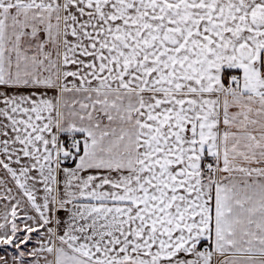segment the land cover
Segmentation results:
<instances>
[{
    "label": "snow or ice",
    "instance_id": "snow-or-ice-1",
    "mask_svg": "<svg viewBox=\"0 0 264 264\" xmlns=\"http://www.w3.org/2000/svg\"><path fill=\"white\" fill-rule=\"evenodd\" d=\"M0 264H264V0H0Z\"/></svg>",
    "mask_w": 264,
    "mask_h": 264
}]
</instances>
